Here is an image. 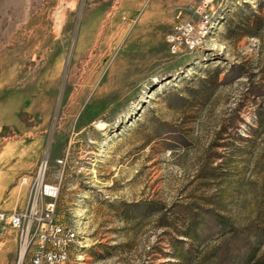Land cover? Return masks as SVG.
Returning a JSON list of instances; mask_svg holds the SVG:
<instances>
[{"label":"rangeland","instance_id":"rangeland-1","mask_svg":"<svg viewBox=\"0 0 264 264\" xmlns=\"http://www.w3.org/2000/svg\"><path fill=\"white\" fill-rule=\"evenodd\" d=\"M186 6L0 0V169L27 178L25 209L44 162L55 219L77 237L66 264L173 262L195 206L264 227V0H232L198 48L172 54ZM21 249L0 220V264H28Z\"/></svg>","mask_w":264,"mask_h":264},{"label":"built area","instance_id":"built-area-1","mask_svg":"<svg viewBox=\"0 0 264 264\" xmlns=\"http://www.w3.org/2000/svg\"><path fill=\"white\" fill-rule=\"evenodd\" d=\"M189 18L176 22L166 38L172 54L191 52L198 48L214 30L219 28L232 0H184ZM42 161L35 173V195L25 210L5 215L8 225L21 230L22 255L32 249L28 264H66L70 246L76 241L73 229L55 219L58 186L44 180ZM27 178L22 183L27 184ZM46 202H42V200ZM41 201V202H40ZM40 203V204H39Z\"/></svg>","mask_w":264,"mask_h":264},{"label":"trees","instance_id":"trees-1","mask_svg":"<svg viewBox=\"0 0 264 264\" xmlns=\"http://www.w3.org/2000/svg\"><path fill=\"white\" fill-rule=\"evenodd\" d=\"M219 74V68L214 67L208 79L199 80L201 85L208 82L205 97L218 86ZM182 214L183 239L171 242L169 257L173 262L165 264H264V227L252 223L239 226L229 217L200 206Z\"/></svg>","mask_w":264,"mask_h":264},{"label":"crops","instance_id":"crops-1","mask_svg":"<svg viewBox=\"0 0 264 264\" xmlns=\"http://www.w3.org/2000/svg\"><path fill=\"white\" fill-rule=\"evenodd\" d=\"M6 151L7 148H4L2 155L6 156ZM20 173L21 171L15 169L14 166H9V161L3 164L0 169V210L4 213L10 214L13 212H20L26 209V207L25 209L21 208V206H19V208L17 207L20 195V187L25 185L24 183H20L18 186L14 185L16 183L17 176ZM16 188H19L17 192ZM20 204L22 205V202Z\"/></svg>","mask_w":264,"mask_h":264}]
</instances>
